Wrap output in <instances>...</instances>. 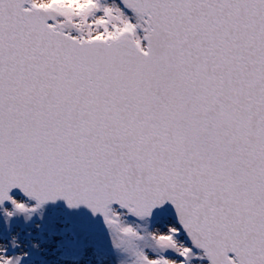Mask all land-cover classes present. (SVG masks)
Instances as JSON below:
<instances>
[{
	"label": "water",
	"instance_id": "water-1",
	"mask_svg": "<svg viewBox=\"0 0 264 264\" xmlns=\"http://www.w3.org/2000/svg\"><path fill=\"white\" fill-rule=\"evenodd\" d=\"M118 1L0 0V205L166 214L264 264V0Z\"/></svg>",
	"mask_w": 264,
	"mask_h": 264
},
{
	"label": "rangeland",
	"instance_id": "rangeland-1",
	"mask_svg": "<svg viewBox=\"0 0 264 264\" xmlns=\"http://www.w3.org/2000/svg\"><path fill=\"white\" fill-rule=\"evenodd\" d=\"M15 195L0 206V264H209L169 217L138 219L116 207L107 229L91 231L56 205Z\"/></svg>",
	"mask_w": 264,
	"mask_h": 264
},
{
	"label": "bare ground",
	"instance_id": "bare-ground-1",
	"mask_svg": "<svg viewBox=\"0 0 264 264\" xmlns=\"http://www.w3.org/2000/svg\"><path fill=\"white\" fill-rule=\"evenodd\" d=\"M15 196H16V195H15L14 193H13V194H10V196H9V197H10V201H14ZM114 208H116L115 205L109 207V210H108V211H109V213H108V217L110 216V212H112ZM109 219H110V218H109Z\"/></svg>",
	"mask_w": 264,
	"mask_h": 264
}]
</instances>
